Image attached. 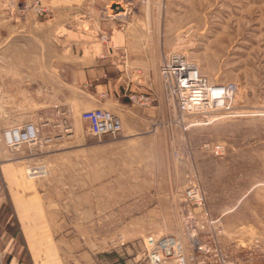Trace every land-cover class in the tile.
<instances>
[{"label":"rangeland","instance_id":"374dc122","mask_svg":"<svg viewBox=\"0 0 264 264\" xmlns=\"http://www.w3.org/2000/svg\"><path fill=\"white\" fill-rule=\"evenodd\" d=\"M36 1L48 8L49 0H24L19 9L36 12ZM66 3L84 29L99 28L100 42L115 45L108 27L116 26L124 56L139 47L154 101L103 106L122 118L117 136L94 135L82 112L63 107L15 115L42 131L41 142L15 150L2 139L5 113L3 248L18 264H138L146 236L178 233L184 252L195 247L205 264H264V0ZM174 54L215 86H235L223 107L183 113L167 99L160 67ZM32 165L47 171L30 178Z\"/></svg>","mask_w":264,"mask_h":264},{"label":"crops","instance_id":"0c3cea01","mask_svg":"<svg viewBox=\"0 0 264 264\" xmlns=\"http://www.w3.org/2000/svg\"><path fill=\"white\" fill-rule=\"evenodd\" d=\"M23 1L0 0V87L8 115L4 127L18 124L15 115H33L36 110L63 107L80 113L135 106L129 93L146 91L145 74L135 69L145 60L139 47L132 56L122 54L126 43L120 40L121 29L108 27L117 41L104 44L97 36L99 28L84 29L78 20L81 13L68 9L66 0H49L48 8L36 12L19 9ZM84 33L90 36L85 39ZM127 46L130 50V43ZM10 254L0 236V264H18Z\"/></svg>","mask_w":264,"mask_h":264},{"label":"built area","instance_id":"2783aa9c","mask_svg":"<svg viewBox=\"0 0 264 264\" xmlns=\"http://www.w3.org/2000/svg\"><path fill=\"white\" fill-rule=\"evenodd\" d=\"M31 3H26L29 7ZM38 11L46 9L39 6V1L34 3ZM107 34L101 35V40L107 41ZM137 73L144 74L143 69L137 68ZM161 81L167 99L175 104V107L183 113L198 111H215L223 107L231 97L235 86L231 83L215 86L205 75L201 73L197 65L180 54H174L161 63ZM132 102L140 105H150L154 101L153 92L132 91L129 93ZM5 116L3 98L0 87V118ZM81 116L88 120L94 135L111 134L120 135L123 131V121L119 114L105 107H95L82 111ZM2 139L10 150L19 149L23 145H36L42 141L41 128L34 122L13 124L4 127ZM41 166L32 165L27 168L30 178L42 176ZM192 197L198 198L199 193L190 190ZM195 235L192 240H195ZM178 233L164 235L149 234L145 237V248L138 264H205L195 252V247L190 252H184ZM223 264H226L222 257Z\"/></svg>","mask_w":264,"mask_h":264},{"label":"bare ground","instance_id":"6f19581e","mask_svg":"<svg viewBox=\"0 0 264 264\" xmlns=\"http://www.w3.org/2000/svg\"><path fill=\"white\" fill-rule=\"evenodd\" d=\"M41 168H42L43 173H45L47 171L46 168H45V166H41Z\"/></svg>","mask_w":264,"mask_h":264}]
</instances>
